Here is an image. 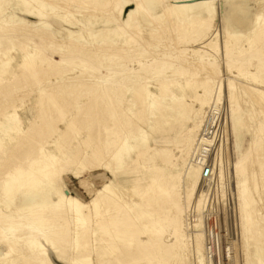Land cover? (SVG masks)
<instances>
[{"label": "rangeland", "instance_id": "1", "mask_svg": "<svg viewBox=\"0 0 264 264\" xmlns=\"http://www.w3.org/2000/svg\"><path fill=\"white\" fill-rule=\"evenodd\" d=\"M135 1L142 9L130 19ZM212 1L216 10L208 15L175 0H0V22L27 28L0 33V212L24 223L40 210L50 223L38 236L16 229L13 237L4 228L0 264H136L152 257L135 252L136 237L145 240L140 231L151 227L148 216L165 210L170 192L184 196L192 183V204L185 196L180 201L186 264H208L204 247L197 262L189 241L192 220L204 223L208 211L231 247L227 264H264V156L247 172V184L231 168L251 144L249 126L264 120V0ZM157 59L160 70L152 66ZM211 109L219 110L221 135L210 159L213 174L202 181L192 155ZM196 123V135H188ZM69 199L88 211H71ZM241 199L254 210L248 233L241 212L250 210L241 209ZM165 232L154 235L166 242Z\"/></svg>", "mask_w": 264, "mask_h": 264}, {"label": "bare ground", "instance_id": "2", "mask_svg": "<svg viewBox=\"0 0 264 264\" xmlns=\"http://www.w3.org/2000/svg\"><path fill=\"white\" fill-rule=\"evenodd\" d=\"M176 2H180V3H182V1H185V2H193V3H191V4H193V5H182V6H180L179 8H181V7H187V8H189V7H191V9H192V7H199V8H202V10H204L205 11V13H208V15H212L211 13L214 11V9H215V7L216 6H214V4H212V3H214L212 0H175ZM140 2V1H139ZM135 3H136V10H135V12L134 13H136L137 11H138V9H140V6H142V5H140L137 1H135ZM63 4H65V3H63ZM263 7V6H262ZM142 9V8H141ZM140 9V10H141ZM171 9V8H170ZM184 9H186V8H184ZM139 10V11H140ZM172 10V9H171ZM183 10V9H182ZM181 10V11H182ZM188 10V9H187ZM200 10V9H199ZM216 10V9H215ZM168 11V10H167ZM180 11V10H179ZM186 12V11H185ZM189 12V11H188ZM215 12V11H214ZM139 12H137V14H138ZM166 13V12H165ZM136 14V15H137ZM214 14V13H213ZM261 14V13H260ZM264 14V13H263ZM168 15H169V13H168ZM133 15L132 14H130V16L129 17H132ZM169 17V16H168ZM259 17H261V15L259 16ZM172 18V17H171ZM215 18V17H214ZM131 19V18H130ZM168 19V18H167ZM260 19V18H259ZM2 21V23L0 24V33H2V34H6V33H14V32H16V30L15 29H18L19 31H26L27 30V28L26 29H24L25 27H22V26H24L22 23H15V24H12V23H8V22H6V20L5 21H3V20H1ZM201 24V23H200ZM203 24V23H202ZM205 24V23H204ZM212 24V23H211ZM42 25V27H43V29H47V27H44L45 26V24H41ZM169 25V24H168ZM121 26V25H120ZM41 27V26H40ZM136 27V26H135ZM22 28V29H21ZM81 28V27H80ZM41 29V28H40ZM205 29H206V26H205ZM35 30H36V32L38 33V29H36L35 28ZM34 30V31H35ZM42 30V29H41ZM129 30V29H128ZM33 31V30H32ZM208 31V30H207ZM206 31V32H207ZM35 32V33H36ZM41 33V32H40ZM39 33V34H40ZM137 33V32H136ZM140 34V33H139ZM208 34V33H207ZM204 36V35H203ZM202 36V37H203ZM206 37H207V35H205ZM205 37V38H206ZM142 39V38H141ZM145 39V38H144ZM153 39V38H152ZM168 39V38H167ZM227 39H229V38H227ZM151 40V39H150ZM206 40V39H205ZM164 41V40H163ZM134 45V44H133ZM96 46V45H95ZM150 47V46H149ZM176 47V46H175ZM79 48V47H78ZM168 48V47H167ZM24 49V48H23ZM132 49V48H131ZM147 49V48H146ZM216 49V48H215ZM84 50V49H83ZM135 50H137V49H135ZM150 50V49H149ZM148 50V51H149ZM199 50V49H198ZM121 51V50H120ZM130 51V50H129ZM145 51H147V50H145ZM193 51V50H192ZM123 52V51H122ZM169 52V51H168ZM200 52V51H199ZM227 52V51H226ZM96 53V52H95ZM99 53V52H98ZM101 53V52H100ZM100 53H99V55H100ZM150 53H151V51H150ZM104 54V53H103ZM111 53H110V51H109V53L107 54V55H110ZM122 54V53H121ZM143 54V53H142ZM155 54H156V52H155ZM158 54V53H157ZM172 54V53H171ZM178 54V53H177ZM179 54H181L180 52H179ZM96 55V54H95ZM113 55V54H112ZM114 55H117V54H114ZM181 55H184V53L183 54H181ZM180 55V56H181ZM229 55V53L227 54V56ZM231 55V54H230ZM226 56V57H227ZM148 57V56H147ZM175 58L177 57V59H178V57L179 56H174ZM184 57H186V56H183V58ZM223 57H224V55H223ZM225 57V58H226ZM231 57V56H230ZM229 57V58H230ZM24 58H25V60H26V62H27V64L26 65H30L31 64V60H30V58H29V55H27V54H25L24 55ZM162 58H164V57H162ZM166 58V57H165ZM161 59V58H160ZM160 59L157 61V60H154L153 62H152V66H153V64H154V66L153 67H157L156 65L158 64V63H160L159 61H160ZM185 59H187V58H185ZM190 59V58H189ZM232 59V58H231ZM231 59H230V61H231ZM24 60V61H25ZM163 60H165V59H163ZM163 60H161V61H163ZM180 60V59H179ZM182 60V59H181ZM180 60V62H182ZM192 60V59H191ZM190 60V61H191ZM202 60V59H201ZM198 60V62H200V64H201V62L204 60ZM166 61V60H165ZM178 61V60H177ZM189 61V62H190ZM194 61H197V59L196 60H194ZM205 61V60H204ZM207 61V60H206ZM225 61H226V59H225ZM227 61H228V58H227ZM167 62V61H166ZM175 62V61H174ZM188 62V61H187ZM161 63H164V62H161ZM173 63V62H172ZM186 63V62H185ZM194 63V62H193ZM196 63V62H195ZM207 63V62H206ZM212 62H210V64H211ZM226 63V62H225ZM228 63H229V61H228ZM227 63V66L228 65H232V64H228ZM164 64H167V63H164ZM183 64V63H182ZM181 64V66L183 67V66H185V67H188V66H186V65H182ZM191 64V63H190ZM189 64V65H190ZM205 63L203 62V64L202 65H204ZM215 64V63H214ZM213 64V65H214ZM159 65V64H158ZM161 65V64H160ZM163 65V64H162ZM171 65V64H170ZM196 65V64H195ZM150 66V65H149ZM180 66V68H182ZM191 66H193L194 67V65H191ZM191 66H189V67H191ZM198 66V65H197ZM196 66V67H197ZM200 66V65H199ZM207 66V64H205V67ZM211 66H212V64H211ZM211 66H208V67H210L211 68ZM29 67H31V66H29ZM176 67H177V65H176ZM185 67H183V68H185ZM208 67H207V69H208ZM214 67V66H213ZM213 67H212V69H213ZM28 68V67H27ZM157 68H159V66L157 67ZM204 68V67H203ZM230 68V67H229ZM70 69V68H69ZM72 69V68H71ZM143 69H146V68H144L143 67ZM147 69H149V68H147ZM161 68H159V70H160ZM175 69H177V68H175ZM179 69V68H178ZM187 69V68H186ZM185 69V70H186ZM191 69H193V68H191ZM195 69V68H194ZM193 69V70H194ZM196 69H198V68H196ZM228 69V68H227ZM155 70H157V69H155ZM164 70V69H163ZM190 70V69H189ZM232 70V69H231ZM230 70V71H231ZM87 71V70H86ZM158 71V70H157ZM157 71H155V72H157ZM165 71V70H164ZM163 71V72H164ZM191 71V70H190ZM197 71V70H196ZM195 70H194V72H196ZM207 71V70H206ZM132 72V71H131ZM193 72V71H192ZM159 73H160V71H159ZM182 73V72H181ZM137 74V73H136ZM174 75H175V73H173ZM189 74V73H188ZM196 74V73H195ZM159 75V74H158ZM161 76H163L162 75V72H161V74H160ZM159 75V76H160ZM178 75V74H177ZM183 75V74H182ZM32 76H37V72L36 71H34V73L32 74ZM34 77V78H35ZM155 77H156V75H155ZM185 77V76H184ZM187 77H188V75H187ZM154 78V77H153ZM160 78V77H159ZM159 78H157L156 77V79H159ZM36 79V78H35ZM38 80V79H37ZM164 80V79H163ZM207 79H205V81H206ZM210 80V79H209ZM209 80H207V81H209ZM115 81V76H112L111 78L109 77L106 81H105V83L103 82V84H111L112 82H114ZM155 81V80H154ZM35 82H37V85H39L38 83H39V81H35ZM115 83H117V82H115ZM114 83V84H115ZM145 83V82H144ZM247 83V82H246ZM219 84V83H218ZM228 84H231V82L230 83H228ZM140 85V84H139ZM141 85H143V84H141ZM213 85V84H212ZM47 86H49V85H47ZM146 86V85H145ZM160 86V85H159ZM206 86V85H205ZM43 87V86H42ZM50 87V86H49ZM101 87V86H100ZM140 87V86H139ZM161 87V86H160ZM208 87V86H207ZM212 87V86H211ZM214 87V86H213ZM229 87H233L234 88V86H229ZM228 87V88H229ZM141 88V91H143L144 89H147V88H145L144 86H143V89H142V86L140 87ZM206 88V87H205ZM209 88H210V85H209ZM237 88V87H236ZM36 89V88H35ZM40 89V88H39ZM44 89V88H43ZM47 89H48V87H47ZM220 89V88H219ZM230 89V88H229ZM231 90H233V89H231ZM235 90V89H234ZM47 91V90H46ZM49 91H51L50 89H49ZM138 92H139V90H137ZM45 92V91H44ZM48 92V91H47ZM144 92V91H143ZM143 92H141V93H143ZM219 92V91H218ZM140 93V92H139ZM147 93V92H146ZM50 94V93H49ZM103 94V93H102ZM229 94H231V93H229ZM137 95H139L138 93H137ZM142 95V94H141ZM140 95V96H141ZM198 95V94H197ZM147 98H148V96H149V94L148 95H145ZM231 96H233V95H231ZM217 97V96H216ZM230 97V96H229ZM107 99V98H106ZM218 101V100H217ZM219 102V101H218ZM216 103V102H215ZM230 103V102H229ZM208 104V103H207ZM200 105V104H199ZM215 105V104H214ZM188 107V106H187ZM190 108V107H189ZM201 109H202V107H201ZM212 110V109H211ZM213 110H216V112L218 111L219 112V110L218 109H213ZM201 111V110H200ZM197 114H198V112H197ZM196 114V115H197ZM262 119V118H261ZM201 125H202V123H201ZM254 126H256V124L254 125ZM72 127V126H71ZM199 128V126H198V124L196 123V124H194V126L192 127V129H190L189 131H188V135H191V136H195L196 135V131H197V129ZM199 130V129H198ZM201 130V129H200ZM249 132H250V134H251V136H252V141H251V144H250V146H249V148H248V150H247V152L243 155V156H241L235 163H232V165H231V168H233L235 171H237V174L238 173H240L241 174V176H242V182H243V184H247L248 182H249V175L247 174V172H249L250 170H251V168H252V166L254 165V164H256V163H258L259 162V158L261 157V155H263L264 156V120L262 121V122H260V124L259 125H257L256 127H250L249 126ZM193 139V138H192ZM190 140H188L187 141V147L184 149V150H182L181 152L184 154V156L186 157V155L188 154V152H189V150H190V148L192 147V143L191 142H189ZM180 152V151H179ZM181 152H180V154H181ZM212 156H213V154H212ZM220 161V160H219ZM222 163V162H221ZM193 165H194V167L197 169V171H199V175H200V178H201V180L202 181H205L204 179H203V177H202V168H201V166L200 165H195L194 163H193ZM218 165H220V164H218ZM217 165V166H218ZM217 166L215 167V168H217ZM220 167H222V166H220ZM245 168H248L247 169V171L245 172V173H243V171H244V169ZM221 168H219V170L217 171V173H218V175L220 176L221 175V173H222V171L220 170ZM222 170H223V168H222ZM195 171V170H194ZM216 173V174H217ZM218 176V177H219ZM221 176H223V175H221ZM211 178V177H210ZM219 178H221V177H219ZM241 182V183H242ZM189 183V182H188ZM154 185L156 184V183H153ZM158 185V184H157ZM188 185H190V184H188ZM241 186H243L242 184H241ZM245 186V185H244ZM248 186V185H247ZM249 186H251V185H249ZM195 187H196V183H192L190 186H189V188H187V190H186V192H185V202L186 203H190V201L192 200V198H193V195L195 194ZM246 187V186H245ZM154 188H156V187H154ZM242 188L243 187H241L240 188V190H239V192L241 193L242 192ZM198 189V188H197ZM244 189H246V188H244ZM257 189V188H256ZM256 189H254V190H256ZM248 191H249V189H247ZM246 190V191H247ZM253 190V188L251 189V191ZM251 191H249V192H251ZM258 191V190H257ZM248 192V193H249ZM183 193V192H182ZM239 193V194H240ZM245 193V192H244ZM148 194V193H147ZM146 194V195H147ZM243 194V193H242ZM245 194H247V193H245ZM256 194V193H255ZM264 194V193H263ZM183 196V195H182ZM182 196L180 197V195L178 194V192L177 191H175V192H170V196H168V200H167V202H165V203H162V205L163 204H167L168 203V205H166V207H165V212L164 211H156V213H157V215H160V216H157V215H155V214H152V215H149L148 216V221L151 223H149V225H151V227L150 228H146L145 227V223H144V225L142 224V226H144L145 227V229H147L146 231H140V229H138L140 232H141V234H142V236H140V237H143V235H144V237H145V240H141L140 238H138V237H136V239H135V244H136V249H135V252H136V254H138V255H142L141 253H145L146 251L148 252V253H151L150 255H152V257L150 256L149 257V255H147L146 256V258H143V256H142V258L140 257V258H138L137 259V261H136V264H141V260L142 259H146L147 260V262L149 263V264H186L187 262H186V257H185V253H183L184 251L186 252V250H184V248H186L185 247V245H188L189 243L188 242H186V243H188V244H185V234H184V228L187 226H185L184 227V225H183V208L181 207V204H180V201L182 202V200H181V198H182ZM183 196V197H184ZM241 196V195H240ZM246 196V195H245ZM244 196V198H247V196H248V194H247V196L245 197ZM251 197H252V195H250ZM157 197H159V196H157ZM200 197V196H199ZM243 197V196H242ZM251 197L248 199V200H250L251 199ZM254 197V196H253ZM195 200H196V198H195ZM194 200V203L195 202H198L197 200L195 201ZM241 200H243V202H245V204L244 203H242V204H244V206L242 205V208L241 209H243V208H245V210H246V205L248 204V205H250V204H252V203H249L248 202V200H244V199H241ZM253 200V199H252ZM68 202H66L65 203V207H67V208H70V210L72 211V210H79L78 212H80V209H81V212H82V208H86V211H88V209H87V207H85V205L84 204H82L81 202H79L78 200H75V199H69V200H67ZM199 201H201V200H199ZM260 201V200H259ZM184 202V203H185ZM120 202H118V204H119ZM126 203V202H125ZM193 203V204H194ZM201 203V202H200ZM127 204V203H126ZM190 204H192V203H190ZM125 205V204H124ZM129 205V204H128ZM161 205V204H160ZM185 205V204H184ZM199 205L200 204H198L197 203V205H194V207H195V209H197L198 210V208H199ZM247 205V206H248ZM186 206V205H185ZM187 206H188V204H187ZM205 206V205H204ZM251 206V205H250ZM117 207V206H116ZM122 207H123V205H122ZM249 207V206H248ZM248 207H247V209H248ZM129 209L131 208V207H128ZM133 208V207H132ZM148 208V207H147ZM160 208V207H159ZM162 208H164V207H162ZM251 207H249V210L250 211H244V210H242V212L241 213H243L242 215H244V216H246L247 217V220H246V222L247 223H245L246 225L244 226V228L246 229V231H247V233H248V231H249V229H250V227H251V225L253 224V216H254V210H251L250 209ZM66 209V208H65ZM119 209V208H118ZM124 209V208H123ZM123 209H121V210H123ZM127 208L125 207V209L124 210H126ZM167 209V210H166ZM186 209V208H185ZM121 210H120V212H121ZM136 210V209H135ZM138 210V209H137ZM40 210H35V211H32V212H30V213H28L27 214V218H26V221H24V223H20L19 222V220H20V217H18V216H16L15 214H3L2 212H0V225H1V228L2 229H0V234H3V236H6V234H5V232H4V230L5 229H7V230H5V231H7L8 233L10 232V235L12 234L13 235V237H15L14 236V234H13V232L16 230V229H20L19 231H22L23 229L27 232V235L29 234V235H32L33 234V236H38V235H41V234H43V233H41V234H39L40 232H41V230H43V228H47V226L50 224H46L45 223V221H44V219H42V217H41V215H43L42 214V212H39ZM129 211V210H128ZM154 211V210H153ZM244 211V212H243ZM80 212V213H81ZM119 212V211H118ZM148 212V211H147ZM155 212V211H154ZM43 213H44V211H43ZM65 213H68V212H65ZM71 213V212H70ZM86 213V212H85ZM90 213V212H89ZM88 213V214H89ZM103 213H105V212H103ZM102 213V214H103ZM117 213V212H116ZM143 213V212H142ZM145 213V212H144ZM161 213H163V214H161ZM91 214V213H90ZM89 214V215H90ZM101 214V215H102ZM110 214H111V212H110ZM141 214V213H140ZM140 214L138 213V215H136V217L137 218H140ZM206 214H209V211L206 213ZM204 215V218H203V221H204V223L203 222H201L199 219H194V220H192V222L193 223H195L194 225H193V228H194V232L191 234V240H189V241H191V252L193 253V256L194 257H197V262H202V252H201V249H202V247H204V254H205V237H206V235H205V222H206V220H207V218L209 217V215ZM71 215H72V213H71ZM81 215V214H80ZM82 215H84V214H82ZM86 215V214H85ZM93 215H94V213H93ZM96 215V214H95ZM99 215V213L97 214V216ZM118 215H119V213H118ZM185 215V214H184ZM79 216V215H78ZM91 216V215H90ZM105 215H102V218L104 217ZM123 216H125V215H123ZM127 216V215H126ZM133 216V215H132ZM206 216H207V218H206ZM76 217V219L77 218H79V217H77V216H75ZM74 217V218H75ZM82 217V216H81ZM86 217V216H85ZM95 217V216H94ZM118 217V216H117ZM87 218V217H86ZM91 218H93V217H91ZM91 218H90V220L88 221V222H90L91 221ZM96 218V217H95ZM99 218V217H98ZM100 218H101V216H100ZM81 219V218H80ZM83 220H84V218H82ZM81 219V221H83ZM97 219V218H96ZM96 219H94V221L96 220ZM124 219V218H123ZM126 220L127 219H129V218H125ZM185 219V218H184ZM246 219V218H245ZM25 220V219H24ZM73 220V219H72ZM78 220V219H77ZM86 220V219H85ZM84 220V221H85ZM99 220V219H98ZM97 220V222L96 223H101V220H99L98 221ZM104 220L106 221V218H104ZM186 220V219H185ZM243 220V219H242ZM48 221V220H47ZM51 221V220H50ZM73 221H76V220H73ZM80 221V220H79ZM87 221V220H86ZM85 221V222H86ZM93 221V220H92ZM133 221V220H132ZM132 221L130 220V222H131V224H132ZM245 221V220H244ZM49 222V221H48ZM137 223L139 222V221H136ZM135 221H134V223H136ZM12 223H15V225L13 226V225H11ZM99 223V224H100ZM102 223H105V222H103V219H102ZM141 223V222H140ZM140 223H138V224H136V225H139ZM186 223V222H185ZM66 224V223H65ZM78 224H79V222H78ZM77 224V225H78ZM82 224V223H81ZM84 224H86L87 225V222L86 223H84ZM92 224V223H91ZM90 224V225H91ZM93 224H95L94 222H93ZM98 224V225H99ZM187 224V223H186ZM104 225V224H103ZM96 226H97V224H96ZM127 226V225H126ZM129 226V225H128ZM127 226V227H128ZM131 226H132V228H135V227H133L134 225H130L129 227H128V229L129 228H131ZM51 227V226H50ZM79 227V226H78ZM89 227V226H88ZM93 227V226H92ZM161 227H163V229H165V231L167 232V234H168V240L165 242L164 240L162 241L161 240V238H159L158 236H156L157 235V233H155L156 231H158L159 229H161V231L163 230ZM5 228V229H4ZM81 228H84V227H81ZM87 228V227H86ZM131 228V229H132ZM142 228V227H141ZM4 229V230H3ZM48 230H49V226H48V228H47ZM51 229V228H50ZM90 231H92L90 228H88ZM48 230L46 231L45 229H44V232L45 233H47L48 232ZM82 229H80L79 231H81ZM89 230H86V231H89ZM137 230V229H136ZM141 230H144V228H142ZM17 231V230H16ZM15 231V232H16ZM86 231H84V233L86 232ZM152 231L154 232V233H152ZM203 231V232H202ZM245 231V232H246ZM14 232V233H15ZM23 232V231H22ZM82 232V231H81ZM127 232V231H126ZM135 232V231H134ZM166 232L164 233V235L166 234ZM245 232H243V234L245 233ZM19 233V232H18ZM137 233V232H136ZM163 232H161V236L163 235L162 234ZM20 234V233H19ZM36 234H38V235H36ZM131 234V233H130ZM134 234V233H133ZM138 234H140V233H138ZM154 234H156V235H154ZM167 234L165 235V237L167 236ZM203 234H204V245H202V239H203ZM246 234V233H245ZM9 235V234H8ZM15 235H17V234H15ZM127 235V234H126ZM135 235V234H134ZM154 235V236H153ZM187 235V234H186ZM7 237H9V236H7ZM11 237V236H10ZM24 237V236H23ZM164 237V238H165ZM0 238H2L1 237V235H0ZM6 238V237H5ZM21 238V237H20ZM27 238H28V236H27ZM187 238H189V237H187ZM6 239H8V238H6ZM111 239V238H110ZM143 239V238H142ZM163 239V238H162ZM1 240V239H0ZM5 241V240H4ZM9 241V240H8ZM188 241V240H187ZM6 242V241H5ZM223 243V242H222ZM83 244V243H82ZM82 244H80V245H82ZM79 246V245H78ZM86 246H88V245H86ZM188 247V246H187ZM184 250V251H183ZM203 250V249H202ZM188 251V250H187ZM260 252V251H259ZM191 253V254H192ZM228 253H230L231 254V247H229V252ZM245 254V253H244ZM155 255V256H154ZM223 257H225V254L223 253ZM229 257H230V255H229ZM245 257V256H244ZM232 258V257H231ZM188 259V258H187ZM189 260V259H188ZM204 260V259H203ZM145 261V260H144ZM205 261H207V263L209 264V262H208V259H207V256H206V254H205ZM143 262V261H142ZM203 263V262H202ZM131 264V263H130Z\"/></svg>", "mask_w": 264, "mask_h": 264}, {"label": "built area", "instance_id": "3", "mask_svg": "<svg viewBox=\"0 0 264 264\" xmlns=\"http://www.w3.org/2000/svg\"><path fill=\"white\" fill-rule=\"evenodd\" d=\"M221 135V117L216 110L208 111L202 120L201 130L199 131L192 161L195 165L202 168L204 180L212 176V163L210 159L215 153L218 138ZM205 254L209 264H227L230 259L229 245L222 243L221 234L215 217L209 215L205 222ZM223 253L225 257H223Z\"/></svg>", "mask_w": 264, "mask_h": 264}, {"label": "crops", "instance_id": "4", "mask_svg": "<svg viewBox=\"0 0 264 264\" xmlns=\"http://www.w3.org/2000/svg\"><path fill=\"white\" fill-rule=\"evenodd\" d=\"M134 12H135V10L130 11L129 14L127 15V17H129L130 14H132L133 15L132 17H134V14H135ZM132 17H130V18H132Z\"/></svg>", "mask_w": 264, "mask_h": 264}]
</instances>
